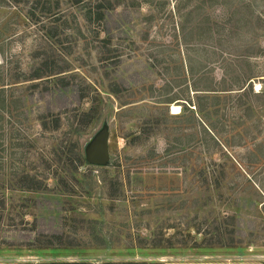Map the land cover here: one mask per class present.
Here are the masks:
<instances>
[{
  "label": "rangeland",
  "instance_id": "374dc122",
  "mask_svg": "<svg viewBox=\"0 0 264 264\" xmlns=\"http://www.w3.org/2000/svg\"><path fill=\"white\" fill-rule=\"evenodd\" d=\"M96 1L0 0V264H264V0Z\"/></svg>",
  "mask_w": 264,
  "mask_h": 264
},
{
  "label": "trees",
  "instance_id": "16d2710c",
  "mask_svg": "<svg viewBox=\"0 0 264 264\" xmlns=\"http://www.w3.org/2000/svg\"><path fill=\"white\" fill-rule=\"evenodd\" d=\"M79 2V1H77ZM56 3H58L56 1ZM113 2L111 0H107V1H100V0H97L95 3L93 4H89L87 6L88 8V15H89V21H99L102 19V17L104 16L105 12L106 11H109L113 8ZM41 8L46 11V10H50V6H49V2H46L44 1ZM50 12V11H48ZM100 42H103L104 44V47H105V50L103 51L104 53L106 54H111L113 52V49H109L108 46H111V40L108 36V38H104L100 40ZM104 49V48H103ZM53 57V58H52ZM109 58V57H108ZM55 57L54 56H49V59H46V60H43L41 63H40V67H35L34 70H33V73H31V76L29 77V79H35V78H41L43 76H50V75H57L58 73H61V72H65L66 68H63L62 66L59 67V61L57 60H54ZM105 60V59H104ZM43 68H46L47 70L46 71H43ZM56 68V69H55ZM216 90V89H215ZM3 90L0 88V110H4V106H5V99L2 97V93ZM15 99L14 98H11V101L13 102ZM182 103H186L187 106H190V102L188 101H185V102H182ZM193 106L194 108L196 109L197 108V105L195 103H193ZM184 105L181 106L180 108V111L181 109H183ZM94 108L91 106V108H89V110L85 113V115H87V120L86 121H89L92 119V116H91V113L94 111L93 110ZM95 113V111H94ZM172 114V113H171ZM172 115H177V114H172ZM15 182H17V187L20 188V190L22 191H35V190H38V189H41L42 186L44 185V182L37 176L35 175H29V174H25V175H22V176H16L14 178ZM3 184V183H2ZM1 188V186H0ZM6 202V197L3 193H0V214L1 216L4 215V210L7 209V207L5 206ZM226 234H228L229 236V240H227V245H233V244H237L239 243L238 240L234 239V230L233 229H230L226 232ZM37 240V243L39 244V246H51V245H54L55 244V236L54 234H51V235H46V234H39L37 237H39ZM42 237L45 239L44 241L42 240ZM223 238V237H221ZM220 240V239H218ZM3 264H10V263H3ZM36 264H47V263H36ZM123 264H127L126 262L123 263Z\"/></svg>",
  "mask_w": 264,
  "mask_h": 264
},
{
  "label": "water",
  "instance_id": "95a60500",
  "mask_svg": "<svg viewBox=\"0 0 264 264\" xmlns=\"http://www.w3.org/2000/svg\"><path fill=\"white\" fill-rule=\"evenodd\" d=\"M90 161H102L103 157H95V156H90L89 157Z\"/></svg>",
  "mask_w": 264,
  "mask_h": 264
},
{
  "label": "bare ground",
  "instance_id": "6f19581e",
  "mask_svg": "<svg viewBox=\"0 0 264 264\" xmlns=\"http://www.w3.org/2000/svg\"><path fill=\"white\" fill-rule=\"evenodd\" d=\"M178 108H179L178 106L173 105V106H172V109H173L172 112L175 113V112H176L175 110L178 109Z\"/></svg>",
  "mask_w": 264,
  "mask_h": 264
}]
</instances>
